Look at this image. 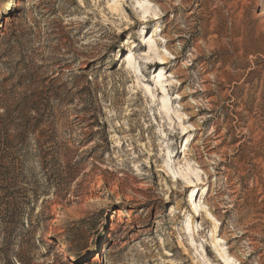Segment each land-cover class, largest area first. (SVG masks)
Listing matches in <instances>:
<instances>
[{"label":"rangeland","instance_id":"obj_1","mask_svg":"<svg viewBox=\"0 0 264 264\" xmlns=\"http://www.w3.org/2000/svg\"><path fill=\"white\" fill-rule=\"evenodd\" d=\"M18 62L69 97L82 189L41 198L23 261L264 264V0H0V100ZM17 227L2 202L0 264Z\"/></svg>","mask_w":264,"mask_h":264},{"label":"trees","instance_id":"obj_2","mask_svg":"<svg viewBox=\"0 0 264 264\" xmlns=\"http://www.w3.org/2000/svg\"><path fill=\"white\" fill-rule=\"evenodd\" d=\"M23 63H17L8 79L15 84L0 100V204L8 205L13 225L26 235L17 245L15 261L5 264H33L23 260L29 237L44 223L45 212H37L42 197L53 194L67 201L82 192L81 187L72 190L80 174L77 155L64 148L57 134L56 115L70 99L53 88L36 87V68ZM7 230L5 243L15 246L13 231Z\"/></svg>","mask_w":264,"mask_h":264},{"label":"bare ground","instance_id":"obj_3","mask_svg":"<svg viewBox=\"0 0 264 264\" xmlns=\"http://www.w3.org/2000/svg\"><path fill=\"white\" fill-rule=\"evenodd\" d=\"M137 3H140L139 1L137 2ZM141 8H143V7H141ZM148 12H149V9L148 8H143V12H142V21L144 20V18H145V15L146 14H148ZM146 38H142V40L144 41ZM131 59H133V57L131 56ZM158 59H159V61H157V62H159V63H161V64H165L166 62H164V57H161V56H158ZM129 65L130 66H132V64L131 63H129ZM162 76H160L159 77V79L161 78ZM169 81L167 80V81H163V82H159L158 84H159V86H160V88H161V90L162 91H164L165 90V86H163L164 84H167ZM148 93L153 97L154 95H153V93L149 90L148 91ZM168 96H165V97H163V99H165V98H167ZM163 108L165 109V112L166 113H170L171 111H172V108L168 105V104H164V106H163ZM179 119H180V117H179ZM169 120H172L171 118H169ZM182 127V130H186V128H184L183 127V125L181 126ZM220 145V144H219ZM175 158H177V156L175 157ZM189 170V169H188ZM191 173H194L193 172V170L191 171ZM209 173V172H208ZM182 176V178H187L185 175H181ZM189 183H192V181H188ZM106 188H104L103 190H100L99 192H96V193H91V195L88 197V196H85L84 198L85 199H91L92 201H94V202H98V201H100V198H107V197H110L112 194H114V193H117V192H119L120 190H121V187L119 186V185H117V184H114V183H109L107 186H105ZM197 189H199V188H197ZM194 204V203H193ZM213 241H215V238H214V240ZM219 252V251H218ZM220 253V252H219ZM221 257H222V259L224 260V261H226V262H228V260L231 258V257H226V256H222L221 255Z\"/></svg>","mask_w":264,"mask_h":264}]
</instances>
